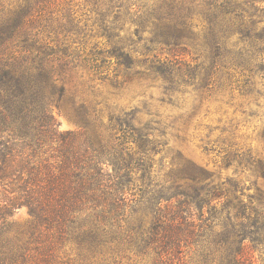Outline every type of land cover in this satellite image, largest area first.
<instances>
[{
  "label": "trees",
  "instance_id": "1",
  "mask_svg": "<svg viewBox=\"0 0 264 264\" xmlns=\"http://www.w3.org/2000/svg\"><path fill=\"white\" fill-rule=\"evenodd\" d=\"M79 2L96 30L72 0H0V264H51L65 244L73 264H186L185 250L201 264H264L263 158L201 140L223 154V178L179 150L160 177L155 159L170 129L184 142L202 102L225 88L260 108L264 0ZM80 68L86 79H73ZM135 83H158L179 116L119 107ZM52 107L80 130L60 131ZM51 148L53 163L40 156ZM21 206L33 218L25 237L7 223Z\"/></svg>",
  "mask_w": 264,
  "mask_h": 264
},
{
  "label": "rangeland",
  "instance_id": "2",
  "mask_svg": "<svg viewBox=\"0 0 264 264\" xmlns=\"http://www.w3.org/2000/svg\"><path fill=\"white\" fill-rule=\"evenodd\" d=\"M74 6L72 10L76 12V15L86 13L81 16V19L87 24V30H96L91 26V20L87 22L89 13L87 8L81 6L79 0H72ZM66 2L59 3L55 9H65L68 7ZM126 25L124 27V37H128L133 32L134 25L128 21L124 22ZM145 37L148 38L149 35L146 33ZM99 40V38L97 39ZM143 44H139L137 48L141 49ZM153 53H150V55ZM84 72V80L86 79V70L78 69L77 71L71 72V77L73 79H78ZM264 83V79L257 80V83ZM260 87V85H258ZM264 89V87H260ZM187 93L184 96L185 103L188 107L196 105L197 101L195 99L196 92L193 87H188L186 89ZM162 96V89L158 83H154L151 87H146L143 85L133 84L130 86L129 90L123 92L117 101L119 107L124 110H128L131 107L137 108L142 111L139 118L146 120L148 115L143 110L144 106L152 113H158L161 115L162 119L168 120V116L177 117L180 111L174 109L170 106L163 105L160 103V98ZM201 115L198 122L190 127L186 135V140L184 142L180 141L176 137V129H170L167 136L169 145L163 149L160 155L155 156L157 160L156 170H158L160 177H163L166 171V167L170 161V158L176 153L177 150L183 153V156L193 160L194 162L205 165L208 169L213 170L223 178L231 173V168L225 169L223 165V154H217L213 152L205 153L202 151V144L207 140L211 143H215L216 146L221 147L222 142L225 144L231 143L236 145L235 148H243V150L250 149V154L252 156H258L264 160V143H261L258 139V134L261 132L264 126V98L259 100L260 108L256 107V103L253 100L242 97L239 92L231 91L230 89H223L220 92L213 94L210 98L202 102ZM146 104V105H145ZM51 113L59 124L60 131H79L80 125L72 118L66 116V114L57 110L54 107L51 109ZM254 113L255 115H252ZM105 114V113H104ZM104 116V115H103ZM211 131V132H210ZM210 132V133H209ZM209 134L208 139L205 137ZM203 143H202V141ZM54 154L53 148L48 150L46 154L40 155L41 158L46 159L50 163L55 162L51 156ZM37 159H34V161ZM162 161V162H158ZM36 162V161H35ZM160 164L163 166L160 167ZM244 174H251L245 171ZM254 178H251L253 181ZM258 186L260 190L264 193V182L258 181ZM245 195H255L256 191L252 187L249 191L244 193ZM4 196L8 195L4 192ZM264 205V200L262 201ZM33 222L32 216L29 214L26 207L21 206L12 212V215L7 218V223L10 227V235H17L25 237L27 231H29L30 226ZM59 247V246H58ZM54 259L51 264H73V260L76 255V249L73 245L65 244L63 248H58L54 250ZM183 261L186 264H201L199 258L193 254L191 250H185L183 252ZM255 258L258 255L255 253ZM143 263L151 264V260L144 259Z\"/></svg>",
  "mask_w": 264,
  "mask_h": 264
}]
</instances>
